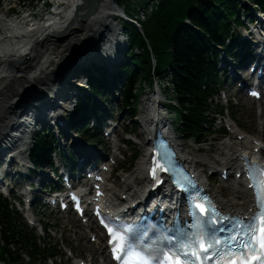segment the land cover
<instances>
[{
  "label": "bare ground",
  "instance_id": "6f19581e",
  "mask_svg": "<svg viewBox=\"0 0 264 264\" xmlns=\"http://www.w3.org/2000/svg\"><path fill=\"white\" fill-rule=\"evenodd\" d=\"M111 1L98 0L97 13L87 16L85 21L82 17L95 0H72L70 12L63 18L42 23L31 21L30 16L22 15V19H14L5 9L0 10V149L4 148L3 145L7 148L12 143H17L16 139L22 141L27 137V130L24 128L27 122H24L18 111H23L37 99H43L44 106L52 105L53 100L57 99L50 97V88L54 89L53 86L59 84L64 77L67 79L73 74H80L79 77H82L85 71L81 69V65L76 70L73 67L78 61L92 57L94 60L103 48L110 52L115 45L120 48L119 53H116L118 58L123 57L129 49L128 42L123 37L119 15L115 13L117 10ZM79 87L83 88L82 85ZM156 97L147 109L155 114L150 118L144 114L145 125L151 128L160 124L165 134L174 138L172 125L159 109L163 96L159 94ZM157 114L162 116L159 121L155 120ZM261 123L264 125V120ZM238 136L241 135H237L235 141L224 143L218 154L211 158L213 164H238V155L242 149L251 147L255 140L244 136L238 142ZM180 147L182 149L183 146ZM184 159L202 174L198 159L187 155L185 151ZM145 163L144 156L135 174L126 178L125 185L128 186L124 187L122 196L127 195L132 199L137 196V200L131 204L142 200L146 195ZM227 185L233 188L229 197L217 192L213 185L212 193L226 210L245 209L250 199L249 192L240 182ZM115 198L116 190L112 188L108 192V200L115 201ZM99 255L104 263H109L105 251Z\"/></svg>",
  "mask_w": 264,
  "mask_h": 264
},
{
  "label": "trees",
  "instance_id": "16d2710c",
  "mask_svg": "<svg viewBox=\"0 0 264 264\" xmlns=\"http://www.w3.org/2000/svg\"><path fill=\"white\" fill-rule=\"evenodd\" d=\"M125 7L131 15H136L137 10L144 9L145 1L136 0V7L128 0H116ZM160 4L154 13L143 22V37L133 26L125 24L132 51L123 66L122 77L127 81L124 92L125 107L132 106V100L137 99L135 94L136 85L139 81L153 83L156 75L159 78L170 76L177 102L181 109L187 112L179 114L182 132L193 137H198L204 132L202 125L208 122V101L215 93L214 84L218 83V73L212 62V57L219 55L212 47L214 44H224V35H228L231 22L237 19L241 3L238 0H159ZM261 5L264 9V0H249ZM190 20L195 26L205 33V37L192 31L186 24ZM152 47L149 50L145 40ZM228 50V48H226ZM139 52V54H138ZM153 57L158 65L155 68ZM92 93L96 94L97 84L91 81ZM90 103L89 99H86ZM71 117V124H75V118L84 120L79 110ZM92 104V103H91ZM92 106V105H91ZM92 109L94 106H92ZM53 149V139L46 133L36 137L35 145L31 151V159L38 166L49 158ZM1 206V205H0ZM0 215L7 223V237L4 243H0V259H10L19 264L21 257H16L9 249L12 244H22L26 250L33 248L34 254L40 253L35 237L20 232H13L14 223L8 208L0 210ZM16 225V224H15ZM20 238V242H17Z\"/></svg>",
  "mask_w": 264,
  "mask_h": 264
},
{
  "label": "snow or ice",
  "instance_id": "6c2138e0",
  "mask_svg": "<svg viewBox=\"0 0 264 264\" xmlns=\"http://www.w3.org/2000/svg\"><path fill=\"white\" fill-rule=\"evenodd\" d=\"M161 159L162 156L153 161L151 171L154 178H157V172L160 170L170 171L161 163ZM261 171L264 172V169ZM256 187L258 215L248 225L246 235L249 239L237 244L238 251L229 249L218 264H264V176L258 181ZM188 203L190 216L197 219L195 227L201 230L193 233L190 238L181 240L174 247L156 246L145 251L141 245L133 242L132 226L119 222L105 224L115 258L122 261V264H185L182 253L184 256L191 255L199 258L201 253L211 252L220 243L218 238H213L207 228L208 217L215 214V206L206 196L191 193L188 195Z\"/></svg>",
  "mask_w": 264,
  "mask_h": 264
},
{
  "label": "rangeland",
  "instance_id": "374dc122",
  "mask_svg": "<svg viewBox=\"0 0 264 264\" xmlns=\"http://www.w3.org/2000/svg\"><path fill=\"white\" fill-rule=\"evenodd\" d=\"M47 0H0V10L1 9H5L8 13V15L14 19H22V15L23 13H26L28 11H30V9H32V7H34V11L35 14L37 16H41L44 15L43 14V5L46 3ZM128 2H132L136 7L138 6L136 3V0H128ZM149 1H145V7L149 6ZM148 4V5H147ZM4 7V8H3ZM147 14L144 13L146 10H143L142 8L139 7V9L137 10V14L135 15L137 18H139L141 21H146L149 16L148 13H150L151 9L150 7L147 8ZM156 9V7H153V10ZM12 12H15L17 15L15 16V14H11ZM46 16V15H44ZM42 23V22H39ZM147 88L148 86H140L139 92L141 93V99L139 101V104H142L144 99H145V93L147 92ZM149 92V91H148ZM120 93L121 91L116 90L115 91V95H116V100L113 102V104L115 103L116 105L118 104V101L120 99ZM147 97V96H146ZM109 98V97H108ZM112 97H110V101H111ZM258 108H256L255 106H252L251 103H249V101L244 100L241 103V107L238 109H235L233 111V117L236 121H238L240 123V125L243 127L245 132H248L249 134L252 135H256L259 136V138H261L262 140H264V127L261 126V120H259L258 117ZM145 114V113H144ZM114 115L117 117H121V115L124 116L123 120V126L126 129L132 130L133 125L130 121L132 115L130 113V111H123V112H119V110L114 111ZM151 113L146 111V116L148 118L151 117ZM175 119V116L173 117ZM121 134V132H119ZM140 133V131H139ZM179 138L184 146V148L187 150L188 155H190L192 158H196V160L198 159V161H200V164L202 166V169H204V171H207L208 169L205 167L207 164H209V162H207L208 158H211L213 155H217V149L221 147L222 143H224V140L218 136H211L208 135L205 138H203V142L205 143L204 145H202L201 147L196 146V144L194 143V141H189L187 139L184 140L183 136L179 135ZM205 139V141H204ZM73 143V141L71 142ZM65 144V143H64ZM213 146V148H211ZM122 148H125L124 146H122ZM146 149V143L144 142V140L141 141V146H135L134 147V152H132L131 150H129L126 153L127 158L132 157L136 155V158L134 159V161L132 162V165L130 167V163H131V159H129V162L127 165H121L122 169L124 171H120L118 173V175L120 177H123L124 174H126L127 172H136V170L139 167V164L142 162L143 160V156H144V150ZM201 149L202 152L198 153V150ZM215 155V156H216ZM214 157V156H213ZM121 169V168H120ZM135 173H133L132 175H130V177H132ZM136 181H138V179H135ZM122 181V180H121ZM120 180L117 181L118 184H122ZM19 181H15V183H18ZM214 189L217 190L218 192H220L223 195H227L228 197L231 195V190L229 191L227 185L225 184H220V183H215L214 185ZM229 193V194H228ZM45 221L49 224V225H55L56 228L60 229L59 233H62L63 236L60 237L57 235V238H51V239H45L41 240L39 239L38 241V245L40 246L41 249L46 250L47 252H49L50 250H47L50 246L54 247H58V249L62 250L63 246H66L67 249H71L73 252L78 253L79 258H83V257H87L91 258V256L96 257V255L98 254V251L95 250L96 246L91 245L90 242H88V240L86 239V235L84 233V230L79 227L78 225H75L74 222L72 221H66V219L64 220H58L54 217H49L47 216L45 218ZM47 224V225H48ZM47 225H45L46 227H44L45 229L50 228L47 227ZM16 230H20V227L17 225ZM76 232V235H74V233ZM6 233V228L4 225V222H2L0 220V241H3V236ZM17 251V249H16ZM102 255V254H101ZM59 259L63 258V255L60 254ZM39 263L38 264H48L47 260H44V258L38 257L37 258ZM96 259L99 260V257L97 256ZM71 261H68V264H71Z\"/></svg>",
  "mask_w": 264,
  "mask_h": 264
},
{
  "label": "water",
  "instance_id": "95a60500",
  "mask_svg": "<svg viewBox=\"0 0 264 264\" xmlns=\"http://www.w3.org/2000/svg\"><path fill=\"white\" fill-rule=\"evenodd\" d=\"M115 8L117 9V7ZM98 9H99V2L98 0H95V2L92 3V6L88 10H86L85 15L82 17V20L85 21L87 16L94 15L95 13H97ZM76 15H78V13Z\"/></svg>",
  "mask_w": 264,
  "mask_h": 264
}]
</instances>
